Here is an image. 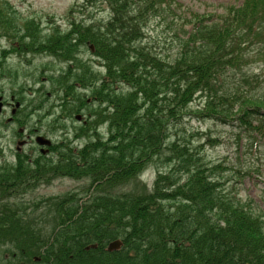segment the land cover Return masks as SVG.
<instances>
[{"label": "trees", "instance_id": "obj_1", "mask_svg": "<svg viewBox=\"0 0 264 264\" xmlns=\"http://www.w3.org/2000/svg\"><path fill=\"white\" fill-rule=\"evenodd\" d=\"M85 1L105 7L108 20H78L70 9L68 29L46 35L35 20L20 25L0 2V34L18 46L14 52L47 54L65 64L39 94L58 96L57 117L55 107L44 108L51 133L69 131L75 116L86 117L72 129L82 145L65 134L51 151L60 149L62 174L86 179V191L94 190L86 201L52 203L59 231L51 237L2 222L0 246L10 245L18 263L47 247V264H264V209L225 185L221 164L170 135L193 116L232 125L247 143L263 139L264 0L236 1L222 13L178 0ZM152 24L164 29L162 36L150 37ZM86 48L104 72L83 59ZM20 73L14 68L4 76L15 82ZM24 88L13 93L20 102ZM48 159L40 156L30 168L20 156L16 167L0 171V191L35 190L52 175ZM160 162L169 165L166 171ZM154 167L156 181L147 192L139 178ZM1 215L19 224L12 222L16 215ZM113 242L121 247L111 252Z\"/></svg>", "mask_w": 264, "mask_h": 264}, {"label": "rangeland", "instance_id": "obj_2", "mask_svg": "<svg viewBox=\"0 0 264 264\" xmlns=\"http://www.w3.org/2000/svg\"><path fill=\"white\" fill-rule=\"evenodd\" d=\"M3 1L9 5L8 11L10 13L14 11L17 14V16L15 15V18L20 25L25 24L27 21L35 20L44 32L43 35L49 34V32L56 27H60L63 30L67 29L68 18H71L73 15V17L78 20H81L82 18L85 20L92 18H96L98 21L108 20L105 7H102L99 4L92 7V4L86 2L85 0ZM179 1L191 4H198L197 2H199V5L203 8L211 9L214 7V10H217L219 13H222V7L235 4L236 1L237 4H241V2H239L240 0ZM70 9L74 10V14L72 16L69 15ZM163 30L164 29L159 27L157 24H152V27H150L149 30V35L151 38L162 36ZM7 44L8 41H3L0 46V51L2 47ZM28 52L29 51L25 50L21 53L25 56ZM81 55L86 62H90L94 71L101 69V64L89 54L87 49H83ZM32 56L33 55L26 57L27 60H19L18 57L15 59L11 58L8 62V64L13 67H17L20 72H22L16 78L20 79L15 82H12L9 78H1L2 72L0 70V100H2L0 103L3 105L0 111V171H5V169H12L15 167V151L18 148L25 147V151L28 156L33 153V150L37 149L36 145H31L35 142L32 140V137H34L35 134L40 136L45 135V137L51 142H56V146L65 141V134H67L68 139L72 142V144H76V146L82 145L81 142L74 141L75 139H72L73 127H79L82 125L75 119L68 122L69 131L67 128L66 131H56V133L48 131V124L50 125L53 120L52 118H49V115H47V112L44 111V108L48 107V105L50 107L58 105V96L56 94L47 95L46 93L44 95L33 94L36 89L43 88V84H46V87L50 88V83L48 84L46 82L48 80V73H51L52 71L54 74L56 73L58 75L66 68L65 64L58 60L54 61L47 59L44 61L43 58ZM2 62L3 65H0V68L6 66L5 59H3ZM257 68L258 64L254 65L253 70H257ZM46 70H48V73H46ZM27 75H29V77ZM18 85L19 87L24 86V89L26 90L27 104L22 105L23 115L21 116L26 118L28 128L30 126L35 127L38 123L41 130L40 134L28 129V133L20 134L19 137L17 135L19 132L18 129H16V127L11 123H5L11 118L13 110H19L15 106L16 102L11 103L12 94L17 92L19 89ZM47 92L51 93V90L48 89ZM197 100L198 99L195 101L194 107L201 105V101ZM39 101L46 103V105L43 106V109L34 111V107ZM92 104L94 109L98 108V102H92ZM59 113L60 110L56 111L53 117H57ZM85 119L86 117L84 116L83 121H85ZM182 122L183 123L181 125L177 126L178 128H173L170 133L173 142L178 143L180 146L192 143L194 147L200 149L208 162L221 164L224 167V170L219 175L223 178L222 181L230 190H232V184L235 185V187H233L234 191L236 193L239 192L240 196L244 200H249L250 198L256 203L260 202V199L264 200V139L258 140L257 142L254 141L251 145L247 143V149L242 151L238 148L240 133L232 125L225 126L215 124L214 122L205 121L199 117L193 116L184 117ZM62 125H65L64 121ZM100 132L102 134L106 133L105 129H102ZM16 135L18 139H16ZM243 140L246 142L245 137ZM212 141H216L217 143H213ZM19 142L22 144L20 145ZM25 142H27V145H24ZM59 151L60 149L56 152H52L47 149V155H49L48 160L52 163L53 172L52 175L49 174L46 176L45 180L42 178L39 186L36 187L35 190H28L25 192L11 191L9 193L0 191V224L4 222V227H8V229L12 230H15L16 228L27 230L33 229L36 231V234L39 231H43L42 235L51 237L52 234L54 235V230L57 232L59 231L58 225L56 226L54 222L55 219L51 215L52 203H55L57 199H61L63 197H78L83 201H86V196L93 193V189L89 192L86 191L90 187L88 180H75L68 178L59 171ZM168 166V164H163L162 162L158 163V168L163 171H166ZM155 168L156 167H154L153 170H147V174H150L149 178H139L140 183L146 187L147 192L154 186L152 183L156 178ZM246 170H250L251 174L249 176L243 173ZM3 196L4 198H2ZM74 201L79 200L74 199ZM4 211L6 213H10L12 216L16 215L12 222L17 220L19 224H11V220L7 219L5 215H1ZM113 243L109 244L108 249L111 244L113 245ZM2 245L3 246H0L1 264H47L44 259L50 258L49 255L46 256L44 254L47 247H42L40 254L26 256L21 263H18V259H15L16 256H11L13 255L12 247L3 243ZM120 247L121 245L116 242L112 250H117ZM92 248L95 247L93 246Z\"/></svg>", "mask_w": 264, "mask_h": 264}, {"label": "flooded vegetation", "instance_id": "obj_3", "mask_svg": "<svg viewBox=\"0 0 264 264\" xmlns=\"http://www.w3.org/2000/svg\"><path fill=\"white\" fill-rule=\"evenodd\" d=\"M5 123H7V124L11 123L13 126L16 127V129H18L20 134L28 133V129H30L31 131L36 132V133L40 132V127H39L38 123L35 125V127L30 126L28 128V122L26 121V119L21 120L20 118H18V115L16 113H13V116H11V118L9 120H7ZM38 151L41 153L40 149H38ZM15 153L17 155L18 152H15ZM21 153H22V151H21ZM34 153L35 152L33 151V153H31L30 156H28L27 153L26 154L24 153V157H25L24 160L26 161L27 165H34V163H35V159H34L35 154Z\"/></svg>", "mask_w": 264, "mask_h": 264}, {"label": "water", "instance_id": "obj_4", "mask_svg": "<svg viewBox=\"0 0 264 264\" xmlns=\"http://www.w3.org/2000/svg\"><path fill=\"white\" fill-rule=\"evenodd\" d=\"M37 142H38V144H40V145H50V142L47 141V140H45V139H43V138H38V139H37ZM115 243H116V242H115ZM115 243H113V245L111 244V246H110V248H109V251H111V252L114 251V250H112V249H113ZM117 243H119V244L121 245L120 242H117ZM119 249H120V248H119ZM119 249H117V250H119Z\"/></svg>", "mask_w": 264, "mask_h": 264}, {"label": "bare ground", "instance_id": "obj_5", "mask_svg": "<svg viewBox=\"0 0 264 264\" xmlns=\"http://www.w3.org/2000/svg\"><path fill=\"white\" fill-rule=\"evenodd\" d=\"M20 119H21V120H23V119H24V117H22V116H21V117H20Z\"/></svg>", "mask_w": 264, "mask_h": 264}]
</instances>
